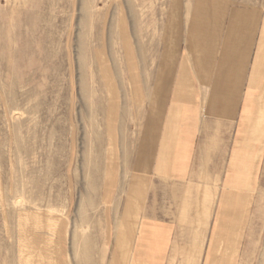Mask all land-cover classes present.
<instances>
[{
	"label": "rangeland",
	"instance_id": "obj_1",
	"mask_svg": "<svg viewBox=\"0 0 264 264\" xmlns=\"http://www.w3.org/2000/svg\"><path fill=\"white\" fill-rule=\"evenodd\" d=\"M263 23L264 0H0V264H142L128 233L146 218L170 227L149 264L199 244V264H264V115L249 165L229 164L237 118L204 117L201 50L216 67L228 29L249 49ZM183 97L203 111L185 181L157 170Z\"/></svg>",
	"mask_w": 264,
	"mask_h": 264
},
{
	"label": "crops",
	"instance_id": "obj_2",
	"mask_svg": "<svg viewBox=\"0 0 264 264\" xmlns=\"http://www.w3.org/2000/svg\"><path fill=\"white\" fill-rule=\"evenodd\" d=\"M200 13L201 11L198 9L197 15L201 16ZM258 21L259 18L256 23L257 26L259 25ZM233 30L235 29H228L218 66L214 67L213 65L211 67L213 63L211 59H213L215 51L209 50L204 45L201 47L205 53L204 57L202 55V60H206L207 63L204 73L212 74L214 70L213 77L208 75L206 78L209 80L202 82L208 85L211 79L210 92L208 91L209 104L208 109H205L206 116L204 117L210 115V117L235 116L237 118L235 133L238 135L234 139L235 142L229 154L230 161L228 163L241 164L242 160L240 159H243L242 163H246L248 166L250 163L248 160L255 152L250 153L252 146L246 144L244 138L248 131H251V135H253L257 130H260L258 126H260L264 115V23L260 28V37L257 40L258 27L256 28L249 49L247 46H249L250 35H247L245 39ZM242 55L246 61L240 64ZM193 99L192 97L186 99L183 97L178 100L180 112L177 119L173 121L175 125L172 127L170 118H168V124L164 129L160 144L161 147L157 150L159 157L157 164L159 169L157 170L176 180L185 181L196 174L197 159L200 156L201 131L199 124L202 122L203 111L195 102L197 98ZM173 104L174 102H172ZM254 136L256 137V134ZM254 145L256 147V144ZM259 145L258 151L260 152L264 143ZM152 154L155 155L154 150ZM202 155L204 153L201 149ZM235 159L239 160L235 161ZM227 172L229 173V170ZM231 178L235 179V176H231ZM202 195V203L195 222L208 224L213 199L208 196V191ZM146 219L148 220L141 219L136 230L133 229L130 231L131 233H128L131 236L130 245L133 246L134 254L140 255L137 258L144 261L142 264H149L157 261V259H162L164 245L169 238L168 235H170L168 225L156 219ZM199 246L188 253L187 264H199L203 244H199Z\"/></svg>",
	"mask_w": 264,
	"mask_h": 264
}]
</instances>
